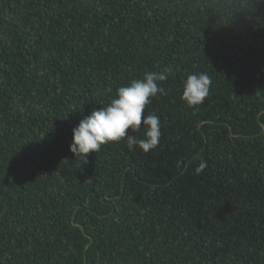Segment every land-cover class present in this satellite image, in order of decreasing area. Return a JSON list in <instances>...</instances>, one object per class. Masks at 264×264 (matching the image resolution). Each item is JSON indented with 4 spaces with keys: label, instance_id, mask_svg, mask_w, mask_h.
Instances as JSON below:
<instances>
[{
    "label": "trees",
    "instance_id": "16d2710c",
    "mask_svg": "<svg viewBox=\"0 0 264 264\" xmlns=\"http://www.w3.org/2000/svg\"><path fill=\"white\" fill-rule=\"evenodd\" d=\"M165 68L156 148L69 151ZM0 264H264V0H0Z\"/></svg>",
    "mask_w": 264,
    "mask_h": 264
},
{
    "label": "clouds",
    "instance_id": "9594fccd",
    "mask_svg": "<svg viewBox=\"0 0 264 264\" xmlns=\"http://www.w3.org/2000/svg\"><path fill=\"white\" fill-rule=\"evenodd\" d=\"M170 71L169 68L149 71L142 79L117 88L114 99L106 106L90 111L71 130L69 151L85 160L87 154L100 151L101 146L109 142L124 140L129 151L139 149L145 154L156 148L162 135L161 121L155 114L146 115L145 108L151 97L163 92L158 82L165 81ZM210 85L211 79L207 73L191 74L183 82L181 99L189 107L200 105L209 95ZM141 128L143 138H138L136 133ZM128 130L133 134H128ZM183 164V161H177L176 167L180 168ZM205 167L207 161L201 159L194 174H200Z\"/></svg>",
    "mask_w": 264,
    "mask_h": 264
},
{
    "label": "water",
    "instance_id": "95a60500",
    "mask_svg": "<svg viewBox=\"0 0 264 264\" xmlns=\"http://www.w3.org/2000/svg\"><path fill=\"white\" fill-rule=\"evenodd\" d=\"M103 200H105V199H103Z\"/></svg>",
    "mask_w": 264,
    "mask_h": 264
}]
</instances>
